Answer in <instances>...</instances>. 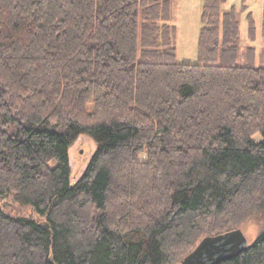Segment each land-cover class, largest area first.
<instances>
[{
	"label": "trees",
	"instance_id": "1",
	"mask_svg": "<svg viewBox=\"0 0 264 264\" xmlns=\"http://www.w3.org/2000/svg\"><path fill=\"white\" fill-rule=\"evenodd\" d=\"M227 2L203 0L190 64L173 0H0V264H175L264 219V62L239 64L257 27ZM219 264H264V229Z\"/></svg>",
	"mask_w": 264,
	"mask_h": 264
},
{
	"label": "rangeland",
	"instance_id": "2",
	"mask_svg": "<svg viewBox=\"0 0 264 264\" xmlns=\"http://www.w3.org/2000/svg\"><path fill=\"white\" fill-rule=\"evenodd\" d=\"M203 0H173V20L172 25L177 28L176 38V61L178 63H197V41L201 27L200 16ZM249 12L252 13L255 20L257 31L255 41H251L248 37V28L246 21V13L243 12L240 19V34H241V57L239 64H245V51L248 47H254L256 51L255 65L259 66L264 62V30L262 32V21L264 17V0H246ZM242 0H228L223 6V11H228L231 7L240 10ZM96 150V144L87 135H82L69 148V164L71 169V181L76 182L81 177L84 167V161L90 159L93 152ZM141 162H145L146 154L140 155ZM2 208L12 216L27 217L31 214L28 207H24L14 202L12 199L3 201ZM248 244L253 243L261 231L264 229V219L254 218L249 220L240 228ZM175 264H180L176 262Z\"/></svg>",
	"mask_w": 264,
	"mask_h": 264
},
{
	"label": "water",
	"instance_id": "3",
	"mask_svg": "<svg viewBox=\"0 0 264 264\" xmlns=\"http://www.w3.org/2000/svg\"><path fill=\"white\" fill-rule=\"evenodd\" d=\"M241 229L203 238L180 264H219L238 256L248 246Z\"/></svg>",
	"mask_w": 264,
	"mask_h": 264
}]
</instances>
